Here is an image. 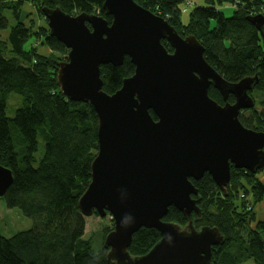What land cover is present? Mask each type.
I'll return each mask as SVG.
<instances>
[{
	"label": "water",
	"instance_id": "obj_1",
	"mask_svg": "<svg viewBox=\"0 0 264 264\" xmlns=\"http://www.w3.org/2000/svg\"><path fill=\"white\" fill-rule=\"evenodd\" d=\"M103 10L111 23L60 7L42 10L51 37L69 50L57 75L62 94L90 104L98 120V153L78 203L81 214L112 216L114 230L105 241L110 264H212L213 249L225 238L216 227L196 228L203 212L192 179L209 174L227 195L232 168L254 175L264 169V132L240 120L255 106L250 92L259 78L228 82L207 62L197 37H183L135 0H105ZM248 20L263 31L264 16ZM126 57L135 73L110 95L101 68L122 66ZM211 87L224 104L209 96ZM13 183L12 170L0 165V198ZM172 207L188 228L164 221ZM142 228L158 230L161 240L148 254L132 257L129 248Z\"/></svg>",
	"mask_w": 264,
	"mask_h": 264
},
{
	"label": "trees",
	"instance_id": "obj_2",
	"mask_svg": "<svg viewBox=\"0 0 264 264\" xmlns=\"http://www.w3.org/2000/svg\"><path fill=\"white\" fill-rule=\"evenodd\" d=\"M135 1L168 20L180 35L183 36L184 29L189 36L197 37L205 47L207 62L228 82L258 76L255 88H264V28L261 32L248 20L260 12L264 0H203L204 6L193 10L188 26H183L180 19L184 0ZM104 2L0 0V31L9 27L5 13L22 22L12 27L8 40L0 39V165L14 175L13 185L0 199L8 209H17L32 221L31 228L11 237L0 232V264H110L109 252L104 249L97 253L92 243L84 240L85 220L78 206L91 182V165L98 153L96 114L90 104L70 101L62 94L51 71V57L30 49L28 44L31 37L38 38L40 31L35 33L34 27L27 29L22 21L24 6L30 3L44 17V7H60L72 16L99 14L111 23L112 17L103 10ZM222 4L235 5L238 10L226 17L218 9ZM46 43L52 53L68 55V49L50 34ZM163 44L173 52L167 41ZM7 47L16 58L6 56ZM101 72L104 91L112 95L121 89L124 79L134 75L135 66L126 57L122 66L105 65ZM11 94L22 98L13 118L7 114ZM209 96L221 105L225 103L214 87ZM228 102L234 103V96ZM151 115L157 120L153 112ZM240 120L245 127L254 129L251 122L242 117ZM231 176L227 195L209 174L199 181L192 179L199 191L195 198L203 212L200 226L216 227L225 238L214 247L212 264H242L248 260L264 264V222L251 229L255 216L245 209V203L240 204L239 210L235 205V197L240 194H245L243 199L251 194L257 202L264 200V176L235 168ZM164 221L188 225L185 216L174 207ZM160 240L158 230L142 228L134 235L129 253L132 257L144 256Z\"/></svg>",
	"mask_w": 264,
	"mask_h": 264
},
{
	"label": "rangeland",
	"instance_id": "obj_3",
	"mask_svg": "<svg viewBox=\"0 0 264 264\" xmlns=\"http://www.w3.org/2000/svg\"><path fill=\"white\" fill-rule=\"evenodd\" d=\"M203 6H204L203 0H184V3L180 5V10H181L180 19H181L183 26L189 25L193 10L197 7H203ZM37 8L38 7H35L30 3H27L24 6V13L22 15L23 17L22 21H25L26 23L25 27L27 29H29L30 27H34L35 33L40 31V33H38V38L31 37L30 39H33V40H30L28 44L29 45L31 44L30 49L34 48L36 51L40 52V54H42L43 56L51 57L50 62L53 63L51 64L53 67L51 71L54 73V79L57 81L59 64L62 62L68 61V55L61 56L59 54H54L51 52V50L47 46V43H46L47 35L50 34V32L49 33L47 32L48 22H47V19L44 16H42V14L40 15ZM218 9L222 10L223 13L226 15V17H232L234 12L238 10L237 6L230 5V4L219 5ZM259 14L264 16V6L263 8L260 9V12H256L255 16ZM96 15H99V14H96ZM5 16L9 20V27L5 31H0V39L3 41L8 40L10 31L13 26H15L16 24L22 23L18 21L16 22V20H14V17L9 13H5ZM166 18L168 19V17ZM40 28H43V29H40ZM182 33L184 37L189 36L187 31H185L184 29H182ZM6 56L12 59L16 58V56L14 55L10 47H7ZM22 64L25 65L26 67L29 66L25 62H23ZM251 96L255 101L254 108L249 109V110H244L242 116L240 117H242L244 121L247 120L248 122H251V125L254 129H260L256 131L264 132V88L259 89L258 87H256L252 91ZM21 105H22V98L16 94H11L8 99V108H7L8 116L13 118L15 116L16 110L19 109ZM40 149L43 150L42 147H40ZM40 153H42L41 150H40ZM37 156L40 157L41 155L37 154ZM259 172L256 175H259L260 178H263L264 169L262 170V172L260 173ZM240 195H238V197H235L236 198L235 205L238 207V210L241 208L240 206L241 203L242 204L245 203L244 206H245V209H247V211H249L248 209L250 207L252 208L250 212L255 216L256 220L250 223V227L251 229H256L259 223L264 222V200L257 202L256 198L253 199L254 197L251 194L249 195L248 199H243L245 198V194H242L241 197ZM228 203L230 204L229 201ZM84 220H85L84 240L90 241L93 245L94 250L97 253H101L104 249H105V253L110 252V248H108L105 245V239H106V236L110 233V231L112 232L114 230V220L112 216L108 214L106 217H100L99 214L96 215L95 213L94 215L90 217L84 216ZM200 220L201 219H198V218L196 219L195 226L197 229L201 228ZM231 225H234L233 221H231ZM31 226H32L31 220H29L28 218H25L22 215V213L17 209H13V210L8 209L5 202L2 199H0V232L4 236L11 237L16 233L28 230L29 228H31ZM188 226L189 225L182 226V229L188 228ZM242 264H256V263L251 260H248Z\"/></svg>",
	"mask_w": 264,
	"mask_h": 264
},
{
	"label": "flooded vegetation",
	"instance_id": "obj_4",
	"mask_svg": "<svg viewBox=\"0 0 264 264\" xmlns=\"http://www.w3.org/2000/svg\"><path fill=\"white\" fill-rule=\"evenodd\" d=\"M252 208L250 207L248 210L250 211ZM202 228V227H201Z\"/></svg>",
	"mask_w": 264,
	"mask_h": 264
},
{
	"label": "bare ground",
	"instance_id": "obj_5",
	"mask_svg": "<svg viewBox=\"0 0 264 264\" xmlns=\"http://www.w3.org/2000/svg\"><path fill=\"white\" fill-rule=\"evenodd\" d=\"M174 52V51H173Z\"/></svg>",
	"mask_w": 264,
	"mask_h": 264
},
{
	"label": "built area",
	"instance_id": "obj_6",
	"mask_svg": "<svg viewBox=\"0 0 264 264\" xmlns=\"http://www.w3.org/2000/svg\"><path fill=\"white\" fill-rule=\"evenodd\" d=\"M260 15V14H259Z\"/></svg>",
	"mask_w": 264,
	"mask_h": 264
}]
</instances>
